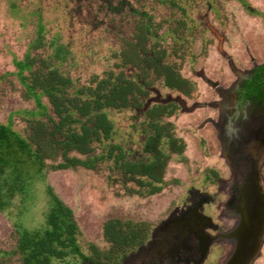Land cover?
<instances>
[{
    "label": "rangeland",
    "instance_id": "1",
    "mask_svg": "<svg viewBox=\"0 0 264 264\" xmlns=\"http://www.w3.org/2000/svg\"><path fill=\"white\" fill-rule=\"evenodd\" d=\"M242 1L0 0V123L25 138L29 122H46L38 115L35 96L41 98L47 116L57 120L50 99L38 87L36 95L26 90L32 73L56 69L70 78L68 97L77 89L94 88L96 80L109 72L133 78L138 71L124 65L122 55L131 60L130 44L135 42L137 27L147 19L155 37L148 38V44L157 42L166 63L175 65L195 86L191 96L185 97L150 73L148 95L140 110H103L114 134L110 141L94 143L92 156L106 155L110 146H117L112 148L115 154L123 150L134 161L145 157V110L152 105H178L177 112L164 121L174 126L175 136L185 143V160L171 156L160 193L136 194L134 183L121 182L111 158L97 162L94 170L46 169L43 179L32 181L22 216L16 218L18 197L10 209L11 220L0 212V264H22L18 255L10 254L18 237L14 224L29 230L44 224L47 185L73 211L83 256H90V246L108 250L104 224L119 219L151 227L149 241L121 264H238L240 253L245 254L260 232V191L256 186L237 187L231 180L216 125L222 92L235 84L239 73L264 64V0H244L254 14L247 12ZM26 58L30 71L23 62ZM70 156L86 158L77 153ZM52 163L46 161L48 166ZM262 176L264 180V170ZM236 188L235 201L229 206L228 191ZM81 261L77 257L54 264ZM254 264H264V243Z\"/></svg>",
    "mask_w": 264,
    "mask_h": 264
},
{
    "label": "trees",
    "instance_id": "2",
    "mask_svg": "<svg viewBox=\"0 0 264 264\" xmlns=\"http://www.w3.org/2000/svg\"><path fill=\"white\" fill-rule=\"evenodd\" d=\"M241 3L248 13H256L246 1ZM150 27L149 19L137 27L135 42L130 44L134 50L131 60L122 55L123 64L131 65L138 71L133 78L126 77L122 72H109L105 78L96 80L94 88L77 89L69 97L66 89L72 86V81L56 69L41 75L32 73L33 78L28 85L24 77L20 78L22 83H26L30 95V91L38 94V87L39 93L50 99L57 120L47 116L41 98L35 96L38 115L46 118V122H29L27 138L8 124L0 123V212L7 218L11 220L10 209L15 197L19 198V216L16 218L24 214L30 200V185L36 178L43 179L46 169L58 171L83 167L94 170L97 162L107 158L113 159L114 170L123 184L136 185V194L146 196L162 191L165 169L171 156L185 160V143L175 136L174 126L164 121L177 112V104L152 105L145 110L144 159L131 161L123 150L115 154L112 148L117 146H110L111 150L106 155L92 156V145L110 141L114 134L113 124L103 110L128 107L140 110L142 100L148 95L150 73L161 78L165 87L185 97H190L194 91V84L183 78L175 65L166 63L165 52L157 46V42L148 44V38L154 37ZM23 62L30 71L32 66L28 58ZM246 89L249 92H264V64L254 69ZM71 153L86 158L70 156ZM47 160L53 163L48 166ZM46 193L49 201L44 224L30 230L18 222L14 224L18 237L10 254L18 255L22 264H54L77 257L82 258L81 264H121L150 239L149 224L110 220L103 228L104 238L109 243L108 250L100 252L95 246H90V256H83L78 245L80 232L73 211L53 193L49 185L46 186Z\"/></svg>",
    "mask_w": 264,
    "mask_h": 264
},
{
    "label": "flooded vegetation",
    "instance_id": "3",
    "mask_svg": "<svg viewBox=\"0 0 264 264\" xmlns=\"http://www.w3.org/2000/svg\"><path fill=\"white\" fill-rule=\"evenodd\" d=\"M260 65L239 73L235 84L222 92L223 105L216 125L221 154L230 170L231 180L237 187L256 186L260 191L261 208L257 219L260 220V232L249 243L245 254L240 253L238 264H254L264 243V92L246 89L254 69ZM228 192L227 204L231 206L237 188Z\"/></svg>",
    "mask_w": 264,
    "mask_h": 264
}]
</instances>
